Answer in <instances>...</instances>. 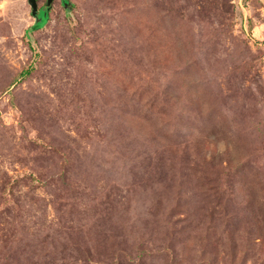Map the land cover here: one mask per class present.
Instances as JSON below:
<instances>
[{
	"label": "rangeland",
	"instance_id": "374dc122",
	"mask_svg": "<svg viewBox=\"0 0 264 264\" xmlns=\"http://www.w3.org/2000/svg\"><path fill=\"white\" fill-rule=\"evenodd\" d=\"M0 0V264H264V0Z\"/></svg>",
	"mask_w": 264,
	"mask_h": 264
},
{
	"label": "water",
	"instance_id": "95a60500",
	"mask_svg": "<svg viewBox=\"0 0 264 264\" xmlns=\"http://www.w3.org/2000/svg\"><path fill=\"white\" fill-rule=\"evenodd\" d=\"M47 1V5L50 6V4L53 2V0H44ZM28 3L30 4L32 8V15L35 17L38 13V0H28Z\"/></svg>",
	"mask_w": 264,
	"mask_h": 264
},
{
	"label": "trees",
	"instance_id": "16d2710c",
	"mask_svg": "<svg viewBox=\"0 0 264 264\" xmlns=\"http://www.w3.org/2000/svg\"><path fill=\"white\" fill-rule=\"evenodd\" d=\"M48 6V5H47ZM38 13H39V16H38ZM38 13H37V16L39 19H42L41 22L44 21V19L47 18L48 14H49V10L47 8L45 9H42L40 12H39V9H38Z\"/></svg>",
	"mask_w": 264,
	"mask_h": 264
},
{
	"label": "clouds",
	"instance_id": "9594fccd",
	"mask_svg": "<svg viewBox=\"0 0 264 264\" xmlns=\"http://www.w3.org/2000/svg\"><path fill=\"white\" fill-rule=\"evenodd\" d=\"M30 5V4H29ZM38 9H39V7H38Z\"/></svg>",
	"mask_w": 264,
	"mask_h": 264
}]
</instances>
